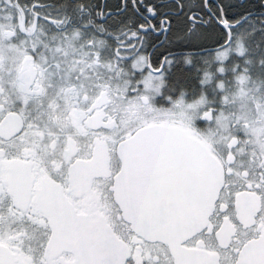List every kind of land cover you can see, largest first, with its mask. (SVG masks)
<instances>
[{
  "label": "snow or ice",
  "instance_id": "6c2138e0",
  "mask_svg": "<svg viewBox=\"0 0 264 264\" xmlns=\"http://www.w3.org/2000/svg\"><path fill=\"white\" fill-rule=\"evenodd\" d=\"M0 264H264V0H0Z\"/></svg>",
  "mask_w": 264,
  "mask_h": 264
},
{
  "label": "flooded vegetation",
  "instance_id": "af4514ba",
  "mask_svg": "<svg viewBox=\"0 0 264 264\" xmlns=\"http://www.w3.org/2000/svg\"><path fill=\"white\" fill-rule=\"evenodd\" d=\"M109 4L112 6H115V4L117 3V0H108ZM233 2H238V0H233Z\"/></svg>",
  "mask_w": 264,
  "mask_h": 264
}]
</instances>
